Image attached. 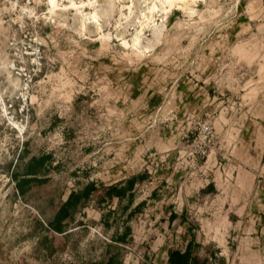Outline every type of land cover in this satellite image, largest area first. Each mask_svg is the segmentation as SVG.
Instances as JSON below:
<instances>
[{
  "label": "rangeland",
  "instance_id": "1",
  "mask_svg": "<svg viewBox=\"0 0 264 264\" xmlns=\"http://www.w3.org/2000/svg\"><path fill=\"white\" fill-rule=\"evenodd\" d=\"M128 176L125 246L43 229L72 190ZM110 246L117 264H264V0H0V264Z\"/></svg>",
  "mask_w": 264,
  "mask_h": 264
},
{
  "label": "crops",
  "instance_id": "2",
  "mask_svg": "<svg viewBox=\"0 0 264 264\" xmlns=\"http://www.w3.org/2000/svg\"><path fill=\"white\" fill-rule=\"evenodd\" d=\"M133 177L136 176H128L126 179H122L119 183L115 184L92 181L80 190H72L64 201L55 207L51 218H48L45 223L47 227L42 226L43 229L46 231H49L48 229H50L58 234H68L77 226L103 225L110 233H112V243L125 246V244L129 243L133 235V217L141 208L140 204H135L136 188L138 184L136 183L134 187L129 186L130 179ZM139 179L141 178L139 177ZM208 185L207 189H210ZM90 186H92L94 190H90ZM113 201H115L116 204H105ZM62 206L67 208L70 216L64 222V231L58 232L54 230V225L56 224L55 217L59 208ZM172 213L176 214V217L173 220L171 219ZM187 218V207H184L181 212H178L171 206L167 221L170 224H174L177 221L185 223ZM111 247L112 246L107 250V259L101 263L95 262L94 264H117L118 252ZM171 250L172 248L167 251L165 264H168L169 262V253ZM181 250L182 252L186 251L184 248H181ZM189 252V264L195 263V260H198L200 263L204 262V260L200 261L198 256H194L193 248H190ZM208 263L209 259L206 258V264Z\"/></svg>",
  "mask_w": 264,
  "mask_h": 264
},
{
  "label": "trees",
  "instance_id": "3",
  "mask_svg": "<svg viewBox=\"0 0 264 264\" xmlns=\"http://www.w3.org/2000/svg\"><path fill=\"white\" fill-rule=\"evenodd\" d=\"M138 180H139V177L137 176L133 177L132 179H130L129 186L134 187L136 183L138 182ZM25 183L26 182L24 181L19 182L18 188L23 191ZM208 187L210 189H213L215 188V185L214 183H210ZM90 190H94V188L90 186ZM69 216H70V213L67 211V208L65 206H62L61 208H59L56 214V217H55L56 224L54 225V230L58 232H63L64 225H65L64 222L68 219ZM175 217H176V214L172 213L171 219L173 220ZM189 257H190L189 250L182 252V250L179 248H172V250L169 253L168 264H189V259H190ZM194 262L195 263H192V264H206V259H204L203 263H200L198 260H195Z\"/></svg>",
  "mask_w": 264,
  "mask_h": 264
},
{
  "label": "bare ground",
  "instance_id": "4",
  "mask_svg": "<svg viewBox=\"0 0 264 264\" xmlns=\"http://www.w3.org/2000/svg\"><path fill=\"white\" fill-rule=\"evenodd\" d=\"M167 1H172V0H167ZM50 2H51V4L53 5V6H55V4H56V0H50ZM156 6H154V8H155ZM126 43V42H125ZM127 44V43H126ZM134 46H135V48H140L141 47V40H140V38H137V42H135V44H134Z\"/></svg>",
  "mask_w": 264,
  "mask_h": 264
}]
</instances>
